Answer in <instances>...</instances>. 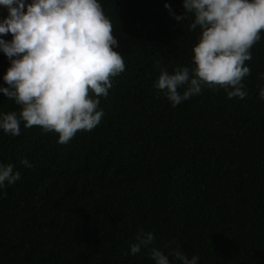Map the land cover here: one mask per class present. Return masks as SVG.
<instances>
[{
	"label": "trees",
	"instance_id": "trees-1",
	"mask_svg": "<svg viewBox=\"0 0 264 264\" xmlns=\"http://www.w3.org/2000/svg\"><path fill=\"white\" fill-rule=\"evenodd\" d=\"M100 3L125 61L100 97V123L67 144L23 122L19 136L0 130V163L21 174L0 189V264H153L145 250L130 254L141 231L199 264H264V31L244 99L204 88L173 107L153 84L192 66L200 29L164 7L182 15L183 0ZM9 67L0 52V86ZM19 110L0 93V112Z\"/></svg>",
	"mask_w": 264,
	"mask_h": 264
},
{
	"label": "clouds",
	"instance_id": "clouds-1",
	"mask_svg": "<svg viewBox=\"0 0 264 264\" xmlns=\"http://www.w3.org/2000/svg\"><path fill=\"white\" fill-rule=\"evenodd\" d=\"M8 15L0 19V52L10 61L0 93L20 106L19 112H0V130L19 136L39 126L58 134L67 144L78 131H91L101 121L100 97H107L112 78L125 71V61L111 20L100 0H0ZM165 9L176 21L193 17L190 30L200 29L192 48V66L162 70L153 87L163 91L173 107L204 88H221L229 99H244L245 62L264 31V0H183L182 15ZM12 34V39L3 37ZM264 80V73L259 74ZM258 99L264 101V86ZM21 163L31 168L28 160ZM21 178L11 163H0V189ZM156 246L153 232L141 231L130 254L145 250L153 264H199L179 247Z\"/></svg>",
	"mask_w": 264,
	"mask_h": 264
}]
</instances>
